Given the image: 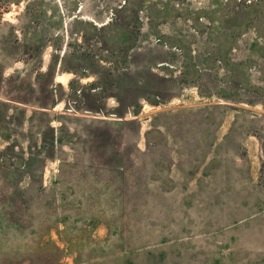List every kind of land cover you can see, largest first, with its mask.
Wrapping results in <instances>:
<instances>
[{
    "label": "rangeland",
    "instance_id": "obj_1",
    "mask_svg": "<svg viewBox=\"0 0 264 264\" xmlns=\"http://www.w3.org/2000/svg\"><path fill=\"white\" fill-rule=\"evenodd\" d=\"M0 264H264V0H0Z\"/></svg>",
    "mask_w": 264,
    "mask_h": 264
}]
</instances>
